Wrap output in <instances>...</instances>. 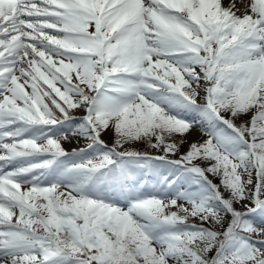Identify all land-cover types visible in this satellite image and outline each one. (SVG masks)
Listing matches in <instances>:
<instances>
[{
	"label": "snow or ice",
	"instance_id": "6c2138e0",
	"mask_svg": "<svg viewBox=\"0 0 264 264\" xmlns=\"http://www.w3.org/2000/svg\"><path fill=\"white\" fill-rule=\"evenodd\" d=\"M0 264H264V0H0Z\"/></svg>",
	"mask_w": 264,
	"mask_h": 264
},
{
	"label": "rangeland",
	"instance_id": "374dc122",
	"mask_svg": "<svg viewBox=\"0 0 264 264\" xmlns=\"http://www.w3.org/2000/svg\"><path fill=\"white\" fill-rule=\"evenodd\" d=\"M104 139L111 145V143L113 142V137H112V133L111 132H109V133H107L105 136H104ZM136 147L138 148V149H140V150H145L146 149V145H144V144H138V145H136ZM186 148H187V145H185L182 149H181V151H185L186 150ZM149 151H152V152H154L155 153V150H153V149H148ZM214 180H215V178H213ZM215 182H219L218 180H215ZM256 238H258V237H256Z\"/></svg>",
	"mask_w": 264,
	"mask_h": 264
},
{
	"label": "bare ground",
	"instance_id": "6f19581e",
	"mask_svg": "<svg viewBox=\"0 0 264 264\" xmlns=\"http://www.w3.org/2000/svg\"><path fill=\"white\" fill-rule=\"evenodd\" d=\"M195 136V134H193ZM193 137H189V139H192ZM70 144H76L75 141L71 142Z\"/></svg>",
	"mask_w": 264,
	"mask_h": 264
}]
</instances>
